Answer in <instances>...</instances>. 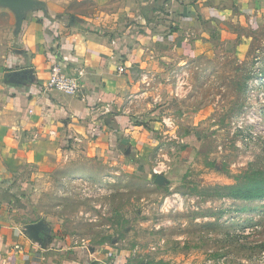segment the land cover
I'll list each match as a JSON object with an SVG mask.
<instances>
[{
    "label": "rangeland",
    "instance_id": "1",
    "mask_svg": "<svg viewBox=\"0 0 264 264\" xmlns=\"http://www.w3.org/2000/svg\"><path fill=\"white\" fill-rule=\"evenodd\" d=\"M50 1L72 14L101 7L99 0ZM19 28L0 6L1 67L19 47ZM225 41L227 49L188 63L172 56L167 68L149 72L164 80L142 90L162 98L150 115L129 120L151 130L145 158L130 156V147L119 160L106 150L63 157L28 181L31 217L73 246L105 257L125 251L126 264H264V198L220 195L224 185L264 183V12L231 24Z\"/></svg>",
    "mask_w": 264,
    "mask_h": 264
},
{
    "label": "crops",
    "instance_id": "2",
    "mask_svg": "<svg viewBox=\"0 0 264 264\" xmlns=\"http://www.w3.org/2000/svg\"><path fill=\"white\" fill-rule=\"evenodd\" d=\"M44 3L45 12L25 13L19 47L0 66V264H126L125 251L73 246L44 221L32 236L27 225L41 219L29 213L28 181L78 153L119 160L130 147L145 158L151 130L129 120L162 98L142 90L163 82L149 72L172 56L188 63L227 49L230 25L262 16L264 0H99L89 15ZM52 62L78 73L76 95L47 88Z\"/></svg>",
    "mask_w": 264,
    "mask_h": 264
},
{
    "label": "built area",
    "instance_id": "3",
    "mask_svg": "<svg viewBox=\"0 0 264 264\" xmlns=\"http://www.w3.org/2000/svg\"><path fill=\"white\" fill-rule=\"evenodd\" d=\"M123 65L118 67V72H124ZM48 89H56L64 94L76 95L80 89V81L78 73L72 69H65L64 66L58 62H52L50 69V76L47 81ZM157 170L154 169V173Z\"/></svg>",
    "mask_w": 264,
    "mask_h": 264
},
{
    "label": "water",
    "instance_id": "4",
    "mask_svg": "<svg viewBox=\"0 0 264 264\" xmlns=\"http://www.w3.org/2000/svg\"><path fill=\"white\" fill-rule=\"evenodd\" d=\"M43 5H44V2L41 0H0V6L7 7L13 11L15 18H16V25L18 28L22 26L24 22L25 13L27 11L40 7L41 10L45 12L46 8ZM155 179L156 181L161 182L165 178L163 175L157 174L155 175ZM26 228L28 229V232L32 236H39L38 234H39L40 229L42 230L45 229L42 220H38L34 223H30L27 225ZM45 236H47L46 233H45ZM93 264H99V263L94 262Z\"/></svg>",
    "mask_w": 264,
    "mask_h": 264
},
{
    "label": "trees",
    "instance_id": "5",
    "mask_svg": "<svg viewBox=\"0 0 264 264\" xmlns=\"http://www.w3.org/2000/svg\"><path fill=\"white\" fill-rule=\"evenodd\" d=\"M22 26L17 32V36L21 32ZM222 189L227 190L225 193H221L222 196H229L238 199H259L264 198V183L251 182L237 183L233 185H224Z\"/></svg>",
    "mask_w": 264,
    "mask_h": 264
}]
</instances>
